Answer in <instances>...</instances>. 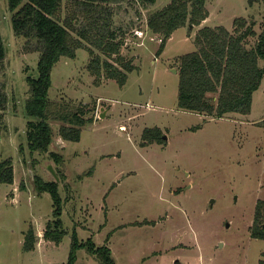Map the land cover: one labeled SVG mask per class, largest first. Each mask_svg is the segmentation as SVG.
Listing matches in <instances>:
<instances>
[{
  "label": "rangeland",
  "instance_id": "rangeland-1",
  "mask_svg": "<svg viewBox=\"0 0 264 264\" xmlns=\"http://www.w3.org/2000/svg\"><path fill=\"white\" fill-rule=\"evenodd\" d=\"M169 1L111 4L113 23L120 26L119 54L134 64L123 84L88 66L94 55L115 62L118 53L107 56L84 39L74 57L60 56L48 89L51 144L47 151L30 152L26 76L37 73L38 51L14 34L12 11L0 0V86L7 96L0 110V159L11 158L13 168V181H0V264L65 263L73 229L79 240L108 245L115 264L264 259V238L250 234L256 201L264 199V76L247 112L216 117L177 106L179 56L195 48L199 27L233 30L234 19L242 16L256 32L247 37L250 46L264 27V0H206L207 16L175 28L157 52L161 37L147 26V17ZM74 5L62 0L60 21L81 14ZM75 110L84 118L80 138L63 140L59 127L70 122L59 114ZM153 126L160 127L159 139L143 138V129ZM50 150L61 154V162ZM49 165L63 176L57 179ZM35 175L57 180L67 230L58 242L43 237L53 201L49 191L36 189ZM29 225L37 240L23 250ZM77 255L74 264H104L85 247Z\"/></svg>",
  "mask_w": 264,
  "mask_h": 264
},
{
  "label": "trees",
  "instance_id": "trees-1",
  "mask_svg": "<svg viewBox=\"0 0 264 264\" xmlns=\"http://www.w3.org/2000/svg\"><path fill=\"white\" fill-rule=\"evenodd\" d=\"M72 1L75 4L74 12L77 10L81 14L72 15L62 22L58 16L62 0H7L12 11L14 34L22 36L26 46L38 51L37 73L26 76L29 95L25 99L24 108L29 118L26 121L25 135L30 152L47 151L51 144L48 89L53 65L60 56L74 57L76 48L82 46L81 40L85 39L107 56L118 53L115 62L108 57L92 56L88 66L96 75L103 72L123 84L127 79V71L134 68L131 58L124 59L119 54L121 40H116V37L120 26L113 23L114 11L111 5L119 0ZM205 2L206 0H170L163 7L149 13L147 26L161 37L157 52L163 49L166 39L175 28L186 21L189 24L198 23L207 16ZM234 21L233 30L222 24L199 27L194 37L195 48L179 56V108L216 117L229 112L249 111L253 92L264 76V27L257 33L254 43L247 46V37L256 34L253 25L247 23L242 16L236 17ZM70 29L74 30L76 38L70 36ZM87 48L91 50L89 46ZM4 57L5 47L0 33V71L5 68ZM6 100V93L0 86V110L6 105ZM59 117L70 122L59 127L63 140H78L84 118L76 110L60 113ZM159 134L158 126L146 127L142 131L143 138L159 139ZM49 154L54 160L61 162L60 153L50 150ZM57 176L61 177L63 173L59 172ZM0 181H13L12 161L9 157L0 159ZM33 181L39 192L49 191L53 201L52 217L45 224L43 237L58 242L67 230L62 225V197L57 180L43 181L40 176L35 175ZM250 234L264 238V199L256 201ZM36 240L37 234L33 226L29 225L24 231L22 249H33ZM80 247L99 256L104 264H115L108 245H98L91 237L79 240L75 229L71 232L67 261L52 264H74ZM259 264H264V259L261 258Z\"/></svg>",
  "mask_w": 264,
  "mask_h": 264
},
{
  "label": "water",
  "instance_id": "water-1",
  "mask_svg": "<svg viewBox=\"0 0 264 264\" xmlns=\"http://www.w3.org/2000/svg\"><path fill=\"white\" fill-rule=\"evenodd\" d=\"M163 137L165 138L166 135L164 134ZM49 168L51 169V171L54 173V175H56L55 171L52 169V167L49 165ZM57 179H58V176L56 175ZM226 225H228V222L226 223Z\"/></svg>",
  "mask_w": 264,
  "mask_h": 264
}]
</instances>
